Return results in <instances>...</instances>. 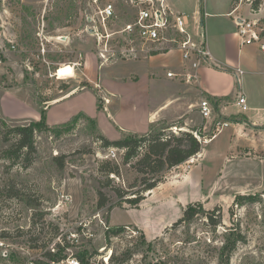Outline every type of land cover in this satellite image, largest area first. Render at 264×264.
Returning a JSON list of instances; mask_svg holds the SVG:
<instances>
[{
    "label": "rangeland",
    "instance_id": "rangeland-1",
    "mask_svg": "<svg viewBox=\"0 0 264 264\" xmlns=\"http://www.w3.org/2000/svg\"><path fill=\"white\" fill-rule=\"evenodd\" d=\"M110 1L116 13L105 27L95 0H0V264H33L49 250L66 256L55 264L80 257L89 264H225V243L239 233L229 264H264V158L227 160V130L203 144L200 159L167 171L137 207L117 206L121 199L112 186L103 188L110 202L98 207L100 180H106L102 161L120 166V176L111 175L115 186H142L141 175L124 163V151L104 147L100 136L146 134L149 109L173 92L170 83L165 92L148 89L152 52L127 51L130 36L114 33L133 21L135 8L131 0ZM181 1L176 5L194 32L205 29L202 8L209 13L208 43L219 55L240 40L238 18L257 20L260 38L242 45V54L255 50L264 59V0L258 9L256 0ZM165 61L171 64L173 55ZM41 107H47L50 129L35 133L37 152L25 167L23 158L7 157L17 138L8 131L39 120ZM262 140L257 147L264 150V133ZM62 155L64 166L55 158ZM195 201L207 210L221 206L222 223L214 227L199 215L173 227ZM117 227L121 232L107 240V229Z\"/></svg>",
    "mask_w": 264,
    "mask_h": 264
},
{
    "label": "crops",
    "instance_id": "crops-1",
    "mask_svg": "<svg viewBox=\"0 0 264 264\" xmlns=\"http://www.w3.org/2000/svg\"><path fill=\"white\" fill-rule=\"evenodd\" d=\"M167 2L174 10L181 11L176 5V3H182L181 0H167ZM206 13L209 14L204 11L201 20L205 27L210 57L201 66L196 80L192 82H179L178 80L177 82L167 77L166 74L169 70L180 71L182 69L183 60L179 52L151 54L150 63L145 68V74L150 79L148 89L155 93L165 92L167 91L165 84L170 83L167 89L173 92L171 94L164 93L161 100L156 101L154 107L149 109L147 118L150 128L146 133L156 130L157 127V130H163L170 125L180 124L179 130L193 128L202 130L205 134L202 141L204 144L206 141L210 142L212 139L218 138L220 133L227 130L223 137H225V146L228 149L222 152L227 160L232 161L237 158L242 160L245 157L263 159L264 150L258 148L257 145L261 144L262 133H264V59H260L255 50H250L243 56V46L239 39L235 43L233 42L235 40L231 44L229 42L223 55L216 53L208 43L204 19ZM164 55H170L167 58L173 55V62L170 64L171 60L165 61L167 58ZM163 79L166 80L165 86L161 84ZM4 96H8V93ZM227 96L230 97V100L222 101L219 109H216L210 99V97L223 98ZM242 96L247 100V110H243L239 105V99ZM205 99L214 108V116L208 119L204 118L201 113V102ZM18 101L21 102V100ZM170 109H174V111H169ZM5 113L9 114L7 110ZM238 114L245 115L247 121L231 119L230 116ZM217 117L220 118L219 120L229 122L221 131L216 130ZM214 133L215 135H213ZM202 155L203 150L189 161L195 162ZM189 169L185 173V177L188 176Z\"/></svg>",
    "mask_w": 264,
    "mask_h": 264
},
{
    "label": "trees",
    "instance_id": "trees-1",
    "mask_svg": "<svg viewBox=\"0 0 264 264\" xmlns=\"http://www.w3.org/2000/svg\"><path fill=\"white\" fill-rule=\"evenodd\" d=\"M261 2L262 0H256L254 2V8L258 9ZM203 11L204 8H202L201 11L202 15L204 14ZM152 54H157V52H152ZM210 99L216 109H219L220 103L224 100H230V97H210ZM40 114L41 117L39 120L32 121L28 125H17L8 131L15 133L17 138L14 142H12L9 149H7V157L11 158L17 156L18 158H23L25 167H29L33 163L34 154L37 152L35 133L40 130L50 129V126L47 124V107H41ZM230 117L236 121H247L246 116L242 114ZM174 126L178 127L181 125H170L159 132L154 133L151 131L144 135L127 133L122 138L115 140L103 135L100 136L104 147H115L124 151V163L131 164V167H133L137 173L141 175L142 186L136 190H132L133 188L127 190L119 186H115L113 184L114 177L111 175L114 174L120 176V166L113 163L111 160L102 161L99 169L106 175V180H100L101 188L98 190L99 208L106 206L110 202L109 194L103 189L109 186L113 187V191L121 199V202H118L117 206L123 207L124 203L127 202L132 206L137 207L141 201L146 198L144 192L151 191L158 187L160 183L164 182V176L167 171L186 163L201 152L203 147L202 136H205L202 130L193 128L190 130H179L176 132L173 130ZM196 133L200 136V138L196 135ZM213 135H215V133ZM55 158L58 160L60 166H64L65 155L56 156ZM134 159L136 160L133 162ZM128 192L133 196H126V193ZM238 197L242 196L238 195L237 199ZM29 204L32 207H37V205H39L36 200H29ZM110 209H112V207H110ZM220 212L221 206H217L213 210H207L202 201L191 202L183 209V215L175 222L173 227L181 224L188 225L199 215H205L209 222L214 227H217L222 223ZM121 230V227H117L116 230H111L110 228L107 229L106 239L110 240L112 234H117L121 232ZM239 235L240 238H228L225 243L224 252L222 253L225 257L221 259V261H224L225 264H229L232 253L237 248L238 241L242 239L240 233ZM130 255L128 257H130ZM6 257L8 256H3V258ZM65 257L66 256L62 253H55L52 250H49L45 254V258H38L33 261V264H52L50 262L51 260L58 263L64 260ZM114 258L115 256H113V260ZM89 263V258L80 257V264Z\"/></svg>",
    "mask_w": 264,
    "mask_h": 264
},
{
    "label": "built area",
    "instance_id": "built-area-1",
    "mask_svg": "<svg viewBox=\"0 0 264 264\" xmlns=\"http://www.w3.org/2000/svg\"><path fill=\"white\" fill-rule=\"evenodd\" d=\"M95 2L98 6L96 16L100 18L101 23L106 27V20L115 16V5L110 0H105L102 5H99V0H95ZM131 3L135 8L133 21L125 25L123 29L114 32H127L130 36L131 42L128 41L130 47L127 51L137 52L138 46L141 51L157 52V54H168L177 51L181 54L183 60L182 69L180 71L169 70L166 74L167 77L182 82L196 80L201 66L210 57L205 31H192L188 15L174 10L167 0H131ZM237 25L241 45L251 44L259 40L257 20H238ZM110 35L108 32L103 36L110 37ZM260 47L264 51V44H260ZM107 50L108 48L101 53L102 57H106L105 52ZM73 67L75 69V66ZM55 75L58 74L55 73ZM239 105L243 110H247L248 105L245 97L242 96L239 99ZM201 113L207 119L214 116V108L207 99L201 102ZM228 124L227 121L216 120V130L221 131ZM196 135L200 138L197 133ZM112 153L114 154V150H112ZM0 245H5V242L0 240ZM68 264H80V260L72 258L68 260Z\"/></svg>",
    "mask_w": 264,
    "mask_h": 264
},
{
    "label": "water",
    "instance_id": "water-1",
    "mask_svg": "<svg viewBox=\"0 0 264 264\" xmlns=\"http://www.w3.org/2000/svg\"><path fill=\"white\" fill-rule=\"evenodd\" d=\"M238 20L239 21H243L244 19L243 18H239ZM91 31L93 32L94 31V28H91Z\"/></svg>",
    "mask_w": 264,
    "mask_h": 264
}]
</instances>
